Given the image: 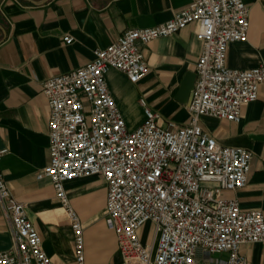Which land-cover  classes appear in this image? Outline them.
Returning <instances> with one entry per match:
<instances>
[{
    "label": "built area",
    "instance_id": "built-area-1",
    "mask_svg": "<svg viewBox=\"0 0 264 264\" xmlns=\"http://www.w3.org/2000/svg\"><path fill=\"white\" fill-rule=\"evenodd\" d=\"M192 23L202 50L188 105L190 121L161 123L159 112L145 105L143 121L131 129L107 72L115 68L131 82L140 81L150 71L143 46ZM249 27L250 7L243 0H190L169 20L128 29L96 48L90 62L42 82L49 104L50 158L37 178L53 183L74 233L76 264H91L86 226L65 184L92 175L107 184L105 222L120 255L99 264H248L241 245L264 241V212L243 209L223 192L246 185L253 153L220 143L200 117L239 122L243 105L258 98L264 63L250 68L227 64L229 44L247 40ZM65 39L71 42L73 36ZM0 203L11 217L14 237L10 249L0 250V264H55L1 166ZM147 222L154 228L150 241L141 235Z\"/></svg>",
    "mask_w": 264,
    "mask_h": 264
},
{
    "label": "crops",
    "instance_id": "crops-1",
    "mask_svg": "<svg viewBox=\"0 0 264 264\" xmlns=\"http://www.w3.org/2000/svg\"><path fill=\"white\" fill-rule=\"evenodd\" d=\"M250 7L245 41L228 46L227 64L250 68L264 63V0ZM190 0H0V166L12 194L25 204L43 246L55 264H76L74 233L49 177L37 178L49 163V104L42 82L75 70L126 30L169 20ZM197 24L153 39L143 46L149 73L131 82L118 69L107 72L109 87L129 127L144 119V107L159 112L161 123L190 121L189 102L178 97L182 81L195 72L202 50ZM73 40L68 42L65 35ZM202 126L224 145L252 151L246 185L226 190L243 209L264 212V83L255 101L242 107L239 122L201 116ZM74 208L84 222L86 258L91 264L117 256V241L105 222L107 184L98 175L66 181ZM14 245L9 213L0 203V250ZM248 264H264V241L241 245Z\"/></svg>",
    "mask_w": 264,
    "mask_h": 264
},
{
    "label": "water",
    "instance_id": "water-1",
    "mask_svg": "<svg viewBox=\"0 0 264 264\" xmlns=\"http://www.w3.org/2000/svg\"><path fill=\"white\" fill-rule=\"evenodd\" d=\"M195 80H196V73L195 72H189L186 75V77L182 81L180 91L178 94V97L180 98V100L190 103L191 91L194 88Z\"/></svg>",
    "mask_w": 264,
    "mask_h": 264
},
{
    "label": "rangeland",
    "instance_id": "rangeland-1",
    "mask_svg": "<svg viewBox=\"0 0 264 264\" xmlns=\"http://www.w3.org/2000/svg\"><path fill=\"white\" fill-rule=\"evenodd\" d=\"M203 184H205V185H211L213 183L212 182H203ZM113 234H114V232H113ZM153 234H154V228H153L151 222L146 223L145 226H144V228L142 229V233H141L142 239L144 241H150L152 239V237H153ZM114 236H115V234H114ZM115 240H116V236H115ZM117 253H118V251H117ZM119 257H120V255L118 253L117 256H116V258H114L111 261L119 260ZM88 263H91V262L88 261Z\"/></svg>",
    "mask_w": 264,
    "mask_h": 264
},
{
    "label": "bare ground",
    "instance_id": "bare-ground-1",
    "mask_svg": "<svg viewBox=\"0 0 264 264\" xmlns=\"http://www.w3.org/2000/svg\"><path fill=\"white\" fill-rule=\"evenodd\" d=\"M148 223V222H147Z\"/></svg>",
    "mask_w": 264,
    "mask_h": 264
}]
</instances>
